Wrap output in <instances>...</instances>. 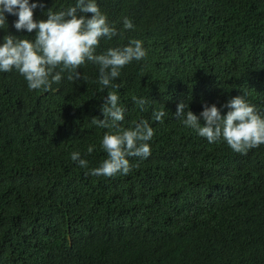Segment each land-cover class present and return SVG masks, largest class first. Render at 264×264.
<instances>
[{
  "label": "trees",
  "instance_id": "trees-1",
  "mask_svg": "<svg viewBox=\"0 0 264 264\" xmlns=\"http://www.w3.org/2000/svg\"><path fill=\"white\" fill-rule=\"evenodd\" d=\"M29 3L38 5L39 21L76 0ZM97 3L118 30L101 38L97 54L132 39L147 52L121 69L118 87L101 91L99 66L91 62L79 68L87 81L64 73L50 90H29L15 69L0 72V264H264V145L236 153L174 114L183 101L198 116L205 103L225 115L221 103L244 95L264 116V0ZM5 15L0 43L6 34L34 39L36 30L18 31V16ZM125 17L133 29H124ZM222 19L223 31L188 43L190 25ZM255 76L258 88L249 90ZM111 91L125 110L122 127L146 120L154 129L151 154L129 157L127 175L93 176L90 169L107 158L100 143L111 129L91 120L104 118ZM134 96L148 101L145 110ZM161 108L163 123L152 115ZM74 151L87 169L72 161Z\"/></svg>",
  "mask_w": 264,
  "mask_h": 264
},
{
  "label": "clouds",
  "instance_id": "clouds-1",
  "mask_svg": "<svg viewBox=\"0 0 264 264\" xmlns=\"http://www.w3.org/2000/svg\"><path fill=\"white\" fill-rule=\"evenodd\" d=\"M37 6L36 3L30 4L29 0H0V29H7L5 13H8L18 16L14 23L18 31L27 30L32 33L36 30L34 39L6 34L0 43V72L15 69L24 77L29 90H50L53 84L61 82L64 73H67L69 81H87V77H82L79 71L86 62L99 66L97 82L101 91L108 87L116 88L118 85L113 81L121 75V69L133 60H142L147 55L143 42L139 39H132L122 48H108L97 54L101 38L110 40L118 35L116 27L110 25L106 15L101 12L97 0H76L75 6L62 11L54 12L50 8L47 19L39 21L33 18V9ZM88 13L92 14L91 17L86 15ZM226 20H218L206 28L190 25L193 40L188 43L192 46L201 43L206 33L212 30L223 31ZM123 27L130 30L134 25L125 17ZM234 50H246V47L239 49L234 46ZM258 83V76L251 77L246 88L257 90ZM133 100L142 111L145 110L148 103L145 98L134 96ZM249 102L251 100L247 97L245 99L244 95L231 98L226 105L222 102L229 109L225 115L221 114L220 108L215 104L209 106L205 103L198 116L189 110L187 103L181 101L174 114L186 127L206 138L209 143L224 140L236 153L247 154L250 149L264 145V116ZM101 111L104 118L93 117L91 123L100 128L111 129L104 133L100 143L107 158L98 167L91 168L88 174L106 177L118 173L127 175L132 169L129 157L147 158L151 154L148 142L154 136V129L146 120L134 122L128 128L122 127L125 110L120 106L119 96L115 91L108 92ZM152 115L155 121L163 123L166 112L161 108L154 110ZM94 149L95 145H89L88 154ZM71 159L81 168H88V161L81 157L80 152H72Z\"/></svg>",
  "mask_w": 264,
  "mask_h": 264
}]
</instances>
